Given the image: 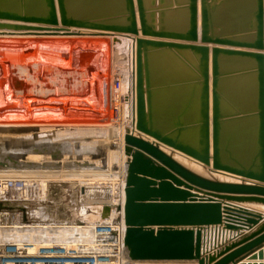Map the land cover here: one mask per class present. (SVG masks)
Returning a JSON list of instances; mask_svg holds the SVG:
<instances>
[{
	"label": "water",
	"instance_id": "1",
	"mask_svg": "<svg viewBox=\"0 0 264 264\" xmlns=\"http://www.w3.org/2000/svg\"><path fill=\"white\" fill-rule=\"evenodd\" d=\"M228 5L256 32L215 34V0H0V31L38 24L48 26L39 31L135 38L136 113L124 137L119 208L132 262L237 264L264 243L262 233L232 253L214 251L223 232L263 219L244 205L264 206V0ZM182 61L195 63L182 67ZM175 152L206 173L176 160ZM11 160L2 157L0 169H18ZM112 209L105 205L101 218L109 219ZM258 258L264 255L252 259Z\"/></svg>",
	"mask_w": 264,
	"mask_h": 264
},
{
	"label": "rangeland",
	"instance_id": "2",
	"mask_svg": "<svg viewBox=\"0 0 264 264\" xmlns=\"http://www.w3.org/2000/svg\"><path fill=\"white\" fill-rule=\"evenodd\" d=\"M115 37L117 36L108 38L107 45L102 43L106 46L104 47L105 51H100L99 57L97 59L94 58V55L90 51H86L84 45L91 44L90 42L101 43L103 38H55L50 41H40L45 42L44 44H40L39 40L37 39H34L35 41H31L32 43H30V38L27 37H0V84L7 85L5 87L0 86V108H3L2 112H0L1 126H8L6 124L22 125L27 124V122L30 124L31 121H45L47 123H56L59 125L69 123H95L99 125V129H102L101 131H98L95 130L98 128H94V131L91 130L93 133L89 132V134L86 135L77 133V128H74L75 132L70 137L68 136L69 134L63 133L62 129L57 130L55 134H52L53 136H46V134L49 133L48 131H50L48 130L46 131L47 133H45L44 138L34 137L32 139L33 141L31 140V144L36 142L37 139H40L42 140L40 142H42L44 147L45 144H52V146L55 145L57 147V149L53 151L43 153L44 156L39 155V157H37V155H34L37 158L36 163H38V160H42L46 162L49 161L48 163H60L61 166V163H68L70 166L71 164L75 165L70 169L62 170H53L51 168H43L41 166L30 168L28 171L25 170V173L30 176V178L42 179L44 176L48 175L50 177L57 174H59V176L61 174L64 177H56V179L55 177H52L53 180L51 178L48 179L49 177H46L47 180L50 181V191L47 196H43L41 193L39 195H35L27 202L19 200L13 201V199L9 200L11 196L0 198V227L5 228L4 230L7 231V233H17L18 231H21L22 234L19 236L21 239L31 241V239L27 237V233H29L33 236V240L42 241L44 240L43 237L45 236V231L53 240H59L61 239L58 237V235L61 234L60 230H64L66 227L71 228L81 227L87 224L90 225L101 220L103 207L113 203H115V206L111 205L113 208L111 216L109 219L105 220H110L114 217L115 219L117 217H121L122 211H119V208L123 205V203H121L122 200L120 199V190L122 189V186L119 184L117 181L118 178L116 177H119L121 174L119 171V166L120 164L122 165V163L124 164V162L122 160L119 161V158L117 157L118 153H115L116 145H114V143H116V140L114 141V139L119 135V133L116 127H113L117 130L114 131L112 130L110 124L106 123L108 120L103 119V121L100 122V114H106L104 112V107L108 105V107H110L109 101L111 100L107 90L108 84L110 83L107 79L108 77H106L108 71L104 66L105 63L109 61L110 50L113 48V44H116V40L118 48L115 49V54L113 53L115 58H117V60H114V67L116 68V66H118L121 71L123 70V72H127V59L129 58L128 54L129 49L131 48L129 45L130 43L128 42L131 41L130 39L127 40L128 37L126 38L124 35L117 38ZM62 42L64 45H69L67 46L68 48H63ZM28 45H47L45 46L46 48L48 46H60L61 48V55L59 56H53L52 53L47 51L44 57L45 60L42 58V56H31L36 62H45V64L47 63L46 66L58 69V73H60L62 76V83L60 86L61 89L56 91L54 96H51L49 99L51 102V108L46 112H35L28 114L24 108L25 104L27 105L26 93H23L22 89L20 90L12 86V84L23 83L21 72L24 67L23 63L25 61L27 62L25 48ZM125 47H127V49ZM101 66L105 68V70H103L105 73L102 72ZM46 75L50 74L47 72ZM2 79L5 81L2 82ZM71 79H73V82ZM71 83L73 84L72 86ZM23 94H25V96ZM19 101L21 103H19ZM34 102L35 101L32 100V103ZM11 113H14V115H10ZM123 114L124 113H122L121 117L122 120L124 119ZM41 129L43 130V128ZM95 138L99 139L97 140ZM81 139H83V141ZM51 140H53L54 143ZM101 140L102 142H100ZM74 141H77L78 143L76 144ZM15 144L16 143H14V145ZM0 145H3L1 140ZM59 145L61 148H58ZM65 145H68L69 147H66ZM32 148L33 149L28 152H34V150L38 151V149L34 147ZM63 151L69 153L65 154ZM8 152L9 151H6L4 147H0V158L8 156ZM62 152L63 154H57V156H55V153L60 154ZM9 153H11V155L8 157L12 159V163L21 164L23 162H27L26 159L20 161V159H22L21 157H16V159H14L12 155L14 152ZM15 155L21 156V153L16 151ZM50 157L51 159H53L52 157H55V159L58 158L57 160H61V162H51L53 160H50ZM33 161L35 162V160H31L30 162L32 163ZM4 172L6 176H9L10 174L9 177H14L15 175L18 177V172L15 170H5ZM1 176L2 175H0V177ZM66 176H73L71 177L73 179L68 177L67 180ZM19 227L23 230L16 229ZM43 227L47 228L43 229ZM78 233L79 232L72 231L70 232L71 235L67 237L65 236L61 240L78 238ZM12 240H15V238H12Z\"/></svg>",
	"mask_w": 264,
	"mask_h": 264
},
{
	"label": "bare ground",
	"instance_id": "3",
	"mask_svg": "<svg viewBox=\"0 0 264 264\" xmlns=\"http://www.w3.org/2000/svg\"><path fill=\"white\" fill-rule=\"evenodd\" d=\"M28 25L29 27H34L32 29H35V30H32V29H29V30H18V31H0V37H27V38H30V39H41V40H53V39H61V38H81V39H99V38H103L101 40V43H96V42H90L91 44H85L84 45V48H86V51H90L93 55H94V58L97 59L99 57V52L100 51H105L104 47H106L105 45H107L108 43V38H111V37H114V36H123V34H109V33H102V32H95V31H90V30H84V29H74V28H69V29H64L63 31L61 32H55L54 30H51V29H47L46 31H39L40 27H48L47 25H38V24H26ZM45 30V29H44ZM127 36L128 35H124ZM115 37V38H117ZM124 38V37H122ZM128 40V39H127ZM124 41V40H123ZM131 41V40H130ZM32 43V42H31ZM37 43V42H36ZM45 42H40V44H44ZM63 43V42H62ZM104 43V44H102ZM116 44H113V48L110 50V54L109 56V61L105 63V66L106 67V70L108 71L107 72V76L108 77V81L110 84H108V87H107V90H108V95L110 97V107L108 106H105V110L104 112L106 113L105 115L104 114H100V122L103 121V119H106L108 120L106 123H109L112 130L114 131H117L118 130V133L119 135L117 137H115L114 141L116 140V143H114V145H116V151L115 153H118L117 157L119 158V161L122 160L124 162V164L122 163V165L120 164L119 168H120V175L119 177L117 176L116 178H118V182L119 184H121V186L123 185V178H125V171H126V165H125V161H126V157H125V154H124V137H125V134H126V130L128 129H132V119H133V116L134 114L136 113V75H135V80H132L128 77V75L126 73L123 72V70L121 71L118 66H116V68L114 67V60H117V58H115L114 56V51L115 49L118 48L117 46V40L115 42ZM121 43V42H120ZM127 43V42H126ZM129 43V42H128ZM127 43V45H128ZM39 44V43H38ZM126 45V46H127ZM131 46V44H129ZM47 46V45H45ZM67 46L69 45H64L63 43V48H68ZM37 47V45L35 46V48ZM88 47V48H87ZM48 49L45 50V51H42L44 54H46V52L48 51L49 53H52L53 56H59L61 55V48L60 46H51V47H47ZM127 49V47H125ZM32 49V48H31ZM41 49H43L41 47ZM30 50V49H29ZM107 50V49H106ZM130 50V49H129ZM31 51V50H30ZM36 51V50H35ZM41 51V50H40ZM39 52V51H38ZM107 52V51H106ZM28 53V52H27ZM25 53V55L27 54ZM114 53V54H113ZM117 53V52H116ZM30 54V53H29ZM102 54V53H101ZM120 54V53H119ZM29 56V55H28ZM31 56H35V57H38V56H41L40 52L39 53H35L34 52L31 54ZM127 57V56H126ZM26 58H27V55H26ZM29 58V57H28ZM115 58V59H114ZM128 58V57H127ZM102 60V59H101ZM103 61V60H102ZM103 63V62H102ZM101 63V64H102ZM129 64H131V59L129 60ZM86 65V64H85ZM103 66V65H102ZM101 66V70L103 73H105V68ZM122 67V66H121ZM128 68V67H126ZM97 69V68H96ZM136 70V69H135ZM122 72V73H121ZM118 74H124L125 75V79L123 81V91L125 93H127L128 95V102L127 104L124 106V110L122 109L123 111V115H124V119L122 120L121 119V115L118 117L116 116L115 117V114H114V108H113V97L114 95H116V91H115V88H114V81L116 79V75ZM94 77V76H93ZM95 78V77H94ZM5 81L4 79H2V82ZM12 81V80H11ZM99 81V79H98ZM89 83V82H88ZM99 83V82H98ZM1 87H5L7 85L5 84H0ZM12 86L14 88H18V89H23V83H16V84H12ZM98 86V85H97ZM96 86V87H97ZM101 88V87H100ZM25 96V94H23ZM18 96V95H17ZM22 96V95H21ZM23 97V96H22ZM55 100V99H54ZM35 101V100H34ZM24 102V101H23ZM31 102V101H30ZM76 102V101H75ZM19 103H21L19 101ZM26 103V102H25ZM24 103V104H25ZM23 104V105H24ZM38 104V103H37ZM41 104V103H40ZM60 104V103H59ZM78 104V103H77ZM125 104V103H124ZM61 105V104H60ZM87 105V104H86ZM20 106V105H18ZM39 106V105H38ZM48 106V105H47ZM81 106V105H80ZM89 106V105H88ZM25 108V107H24ZM109 108V109H108ZM3 108H0V112H2ZM23 110V109H22ZM17 111V109H16ZM15 111V112H16ZM25 111V110H24ZM39 111V110H38ZM11 112V111H10ZM9 112V113H10ZM14 112V111H13ZM8 113V114H9ZM25 113V112H24ZM7 114V115H8ZM14 115V113H11L10 115ZM126 115V117H125ZM116 119L118 121H116ZM131 119V121L129 122V120ZM121 120V121H120ZM12 123V122H11ZM19 123V122H18ZM33 123V124H31ZM80 124V123H79ZM75 124V123H72V124H51V123H47L45 121H31L30 124L29 122H27V124H19V125H13V124H6L8 126H1L0 125V140H1V143L3 145H0V147H4V149L6 151H9V152H14L12 155L14 157V159H16V157H21L22 159L21 160H24L26 159V163H18L17 167L18 169H16L15 171L18 172L17 176L20 177V178H30V176H28L25 172V170L28 171V169L30 168H34L36 166H41L43 168H51L53 170H62V169H70L72 168V166L74 167L75 164H68V163H61L62 166L60 165V163H48L46 161H42V160H38V163L37 162V158L35 157L37 155V157H39V155H42L43 153L45 152H48V151H53L55 149H57L56 147L52 146V145H49V144H46L45 146V149H44V146L42 145V140L40 139H37L34 140L36 142L34 143H30L31 140L35 137V138H44V135L45 133H47L46 131H48L49 133L46 134V136H53L52 134H55V132L57 130H63V133H66V134H69L68 136L70 137L72 134H74L75 130L74 128H77L76 131L77 133H80V134H86L88 135L89 132H92L91 130L94 131V128H98V129H95V130H102V129H99V125L98 124H95V123H91V124ZM13 125V126H12ZM107 125V124H106ZM112 125H115V126H112ZM43 127V130L41 129ZM54 127V128H52ZM84 127V128H83ZM113 127H116L113 128ZM81 130H80V129ZM73 130V131H71ZM106 130V129H105ZM45 131V132H44ZM111 131V130H110ZM93 133V132H92ZM95 133V132H94ZM109 133V132H108ZM76 134V133H75ZM107 134V133H106ZM117 134V132H116ZM96 135V134H95ZM115 135V134H114ZM75 136V135H74ZM81 136V135H80ZM85 136V135H84ZM98 137V136H97ZM67 138V137H65ZM49 139V138H48ZM62 139V138H61ZM89 139V138H88ZM92 139V138H91ZM97 139V138H95ZM99 139V138H98ZM97 139V140H98ZM101 139V138H100ZM57 140V139H56ZM75 140V139H74ZM83 141V139H81ZM79 140V141H81ZM110 140V139H109ZM33 141V140H32ZM53 141V140H51ZM73 141V140H72ZM78 141V139H77ZM77 141H74V143L76 142V144L78 143ZM93 141V139H92ZM87 142V140H86ZM96 142V140H95ZM94 142V143H95ZM102 142V140L100 141ZM111 142V141H110ZM14 143H16L14 145ZM54 143V141H53ZM75 144V145H76ZM88 144V143H87ZM104 144V143H103ZM80 145V144H79ZM89 145V144H88ZM101 145V144H100ZM17 146V147H16ZM66 147H69L68 145H65ZM99 146V144H98ZM15 147V148H14ZM32 147L38 149L37 150H34V152H28V151H31V149H33ZM105 147H106V144H105ZM112 147V146H111ZM18 148V149H17ZM29 148V149H28ZM58 148H61V146L59 145ZM23 151H22V150ZM26 149V150H24ZM81 150V149H80ZM100 150V149H99ZM19 152L21 153V156L20 155H15V152ZM33 151V150H32ZM108 151V150H106ZM111 151V150H110ZM8 152V156L11 155V153ZM66 153H69V152H66V151H63ZM42 153V154H41ZM62 154V153H60ZM35 155V156H34ZM2 156V155H1ZM109 156V155H108ZM107 156V157H108ZM67 157V156H66ZM84 157V156H83ZM98 157V156H97ZM111 157V155H110ZM18 158V159H19ZM53 159H51V157L49 158L50 160H53L51 162H61V160H57L55 159V157H52ZM63 158V157H62ZM1 159V158H0ZM68 159V158H67ZM31 160H35V162L33 161L32 163L30 162ZM116 161V160H115ZM186 161V160H185ZM30 162V163H29ZM73 163V162H72ZM12 164H15V163H12ZM20 164V165H19ZM102 164V163H101ZM186 164V163H185ZM188 165V164H187ZM199 167V166H198ZM196 167V166H193V165H190V168H193L195 169L196 171L198 172H202V173H206L204 172V169L202 167ZM39 169H42V168H39ZM5 170H8V169H4V170H1L0 169V175H2L0 177V180L2 179H5L9 176L5 175ZM45 170V169H44ZM3 171V172H2ZM71 171V170H70ZM21 174V175H20ZM58 175V176H57ZM57 175H52V176H44L41 178H30V179H33L37 185H38V188H39V191L43 194V196H47L49 194V191H50V181L47 180L46 177H49L48 179H52V177H61L62 175L60 174H57ZM85 175V174H84ZM113 175V174H112ZM111 175V176H112ZM115 175V174H114ZM38 176V175H37ZM41 176V175H40ZM116 176V175H115ZM16 177V175L14 176ZM64 177V176H62ZM67 177V180H68V177L70 179H73L71 177L73 176H66ZM83 177V176H82ZM221 179H225L223 178L222 176H217ZM46 178V179H44ZM57 178V179H58ZM115 178V177H114ZM54 179V180H55ZM61 179V178H60ZM93 179V178H92ZM53 180V179H52ZM64 180V179H63ZM41 182V184H39L38 182ZM96 181V180H94ZM118 184V185H119ZM118 189V187H117ZM116 189V190H117ZM121 189V188H120ZM117 192V191H116ZM34 197V196H33ZM32 197V198H33ZM31 199V198H30ZM30 199H27V200H22L20 198H17V200L19 201H29ZM121 199V198H120ZM113 202V201H112ZM106 203V202H105ZM111 205H114L115 206V203L111 204ZM109 205V206H111ZM122 205V204H121ZM112 207V206H111ZM115 208V207H114ZM51 226V225H50ZM47 227H43V229H45ZM18 230H23L22 228H16ZM25 229V228H24ZM32 229V228H31ZM66 229V230H65ZM64 230H60L61 234L58 235L59 238L63 239L65 236H69L71 235L70 232H79L78 233V238H73V239H70V240H53L52 238H50L49 234L46 233L44 231V240H33L34 238H32L33 236L30 235L29 233H27V237H29L31 239V241L33 242H37V243H69V242H76V241H80V240H90L91 237H92V234L90 233V231L87 229V227H66ZM68 232V233H67ZM20 234L21 231H18L17 233H11V232H8L6 237H10V238H15L16 241H23L24 239H21V236ZM86 236V237H85ZM47 239V240H46ZM126 260L127 262L125 264H151V263H154V262H132L130 260H128V258L126 257ZM157 263H162V262H157ZM163 263H168V262H163ZM190 264V263H189Z\"/></svg>",
	"mask_w": 264,
	"mask_h": 264
},
{
	"label": "built area",
	"instance_id": "4",
	"mask_svg": "<svg viewBox=\"0 0 264 264\" xmlns=\"http://www.w3.org/2000/svg\"><path fill=\"white\" fill-rule=\"evenodd\" d=\"M128 37V36H127ZM131 48L127 65V75L135 80L136 49L135 38L130 36ZM131 59V64L129 60ZM122 73V72H121ZM125 73V72H124ZM124 74L116 75L113 108L116 116H122V109L128 102V95L123 91ZM125 103V104H124ZM116 121H118L116 119ZM121 121V120H120ZM131 119L129 120V122ZM133 123V120H132ZM120 190L121 203L125 200V178ZM41 184V182H38ZM37 183L30 178L7 177L0 180V198L11 196L9 200H27L39 195ZM1 200V199H0ZM21 200V201H22ZM120 207H123L120 206ZM110 220H99L87 227L92 234L90 240L69 243H37L33 241H16L6 237L7 231L0 227V264H125V231L123 216Z\"/></svg>",
	"mask_w": 264,
	"mask_h": 264
},
{
	"label": "crops",
	"instance_id": "5",
	"mask_svg": "<svg viewBox=\"0 0 264 264\" xmlns=\"http://www.w3.org/2000/svg\"><path fill=\"white\" fill-rule=\"evenodd\" d=\"M229 1L232 2L233 0H215L216 13H215L214 18H213V24H212L213 30L212 31L215 34H224V35H232V34L238 35V34H242V33H245V34L255 33L256 31L253 29L254 25L248 26V23H244V22L241 23L239 21V17L233 13V12H235L234 8H231L230 5H228ZM218 11H221V13H218ZM184 26H186V24H184ZM243 28H245V29H243ZM198 31H199V36H201L200 3H199ZM29 40H30L29 41L30 43H31V41H35L34 39H29ZM37 40H39V42L40 41H47V40H41V39H37ZM198 44L201 45L200 42ZM41 47L43 49H41ZM213 47H215V46L209 45L210 49H212ZM223 49H234L235 50V48H229V47H224ZM45 50H47V48L45 46H41V45H37L36 48H35V46L28 45L25 48L26 53L28 52L26 54L27 55V62L25 61L23 63L24 67L22 69L21 76H22V82H23L22 91H23V93H26V98H27V105L25 104V109H26V112L28 114L35 113V112H38V113L39 112H46L47 110H49L51 108L50 107L51 102L49 101V99L51 98V96H54L56 91L61 89L60 86L62 83V81H61L62 76L60 73H58L59 70L54 68V67L46 66L47 63L45 64V62L44 63L36 62L31 57V54L33 52H34V54L36 52L37 53L40 52L42 58H44L45 54L42 51H45ZM31 59H32V61H31ZM44 60H45V58H44ZM190 63L188 61H182L181 66L182 67H184V65L190 66ZM194 63H191V64H194ZM183 70H185V69L183 68ZM47 72L50 75H46ZM229 78H232V77H229ZM71 81L73 82V79H71ZM72 85L73 84L71 83V86ZM210 95H211L210 123H212V111H211L212 110V64H211V60H210ZM32 100H35V102L32 103ZM211 128H212V124H211ZM50 145H52V144H50ZM53 146L56 147L55 145H53ZM45 147H44V149H45ZM165 150L167 152H173L169 149H165ZM175 159L179 160L185 166L190 167V165H193L196 167H198V166L202 167L204 169V167L202 165L196 163L195 161H193V160H191V159H189V158H187V157H185V156H183L177 152H175ZM223 178H225V177H223ZM243 207L250 208L252 210V212H254L256 214L263 215V219L259 222V224L257 226H255V227L253 226V228H251V227L249 228V226H247L248 228H244V229L238 231L237 233H235V232H233V233L232 232H223L222 237L219 238V240H218L217 249L214 248V249H216L214 251L218 252V251H222L225 247H230V251L228 253H232L236 249H238V248L242 247L243 245L255 240L260 235H262V233H264V228H263L264 227V206H262V205H244ZM247 237L249 239L246 242L237 246V243L239 241H242L243 239H245ZM231 246L232 247L235 246V247L232 248ZM260 254L264 255V243L262 245H260L259 247L255 248L254 250H252L251 252H249L248 254H246L244 256V258L245 257L246 258L243 259L242 261L240 259V261H238L237 264H264V258L263 259L258 258L255 260L252 259L253 257L259 256ZM224 255H227V254H224ZM223 256H221V257H223ZM151 264H189V263H187V262H179V263H175V262L157 263V262H154ZM190 264H197V263H190Z\"/></svg>",
	"mask_w": 264,
	"mask_h": 264
}]
</instances>
